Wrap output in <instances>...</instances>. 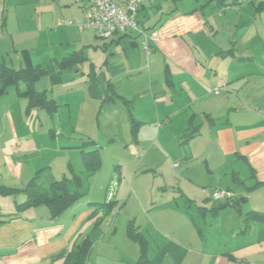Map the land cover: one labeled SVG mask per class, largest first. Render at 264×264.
Returning <instances> with one entry per match:
<instances>
[{
	"label": "crops",
	"instance_id": "crops-1",
	"mask_svg": "<svg viewBox=\"0 0 264 264\" xmlns=\"http://www.w3.org/2000/svg\"><path fill=\"white\" fill-rule=\"evenodd\" d=\"M222 6L231 10L221 14ZM66 18L84 21L79 0H0V65L49 70L35 89L57 106L30 108L24 84L0 96V264H64L84 239L92 243L86 264H264V221L253 217L264 215V0L146 2L137 20L146 34L159 33L148 57L146 38L134 31L105 40L92 29L58 25ZM48 41L63 56L44 63L35 54L47 57ZM44 78L50 88L39 90ZM76 108L86 116L97 108V121L104 115L101 135L121 151L114 160L133 165L138 159L143 166L128 195L106 188L102 210L87 179L100 174L105 143L79 127L83 121L73 130L78 142L67 133L37 149L77 154L80 171L61 158L55 173L60 158L35 159L29 155L36 150L23 149L33 135L28 118L37 115L43 129L42 115H72ZM92 151L101 161L95 172L84 162V152ZM176 163L171 174L162 173L160 194L172 188L174 204L152 205L142 219L135 210L123 220L114 216L121 200L140 197L137 182ZM74 175L83 178L86 193L59 216L45 204L20 208L36 176L45 185ZM4 187L13 190L4 194ZM218 188L239 192L234 202L240 201L241 219L225 213L224 203L208 205V190ZM222 213L227 223L218 222Z\"/></svg>",
	"mask_w": 264,
	"mask_h": 264
},
{
	"label": "rangeland",
	"instance_id": "rangeland-1",
	"mask_svg": "<svg viewBox=\"0 0 264 264\" xmlns=\"http://www.w3.org/2000/svg\"><path fill=\"white\" fill-rule=\"evenodd\" d=\"M257 3L260 2V0H253ZM14 5V4H13ZM13 5H11V9L13 7ZM24 6H22L23 8ZM22 8L18 7V11L19 14H21L22 12ZM231 10L228 9V11ZM12 13V10L10 11ZM36 14V13H35ZM67 20H76L74 18L69 19L66 18ZM80 23V22H78ZM69 26H75V28L77 27V24L74 25H69ZM150 32V31H149ZM137 33V32H135ZM151 33V32H150ZM138 34V33H137ZM142 36V35H140ZM43 40L46 42L47 38L46 36L43 37ZM108 40V39H105ZM51 47L52 44L51 42H47L46 44V48H48L49 53H45L47 55L42 57L40 54H35L37 57H39V59H42V61L44 63L47 62V60H49L50 58H52L53 56H56L61 59L63 54L58 53L55 49L52 48V50L54 52H51ZM41 51V50H40ZM68 54V53H67ZM61 55V56H60ZM66 55V54H65ZM54 58V57H53ZM45 84H47V87L50 88V81L48 78H44L39 84H38V89L41 90L43 89L45 86ZM15 87L12 86L10 87V90H14ZM221 90V88H219ZM222 92V90H221ZM64 111L60 112L57 115H53L49 116L47 113H42V114H47V115H42V118L44 120V125H43V129H42V125L40 124V122L38 121L37 115L32 119V118H28L27 123H29L28 128L32 129V140L28 143H25L23 146V149L26 148H30L32 149V151H37L34 152L32 154H30L29 156L33 155L35 157V159H39L41 156L44 157H48V158H60L59 160H57V164L55 167V173L58 171H61V168L59 166V161L61 160V158H65L66 161H71L72 166L77 170L80 171V168H82V161L78 160L77 161V154L75 155L74 153L71 154H65V155H59V154H54L52 152H44V150L40 149L37 150L40 147H43L42 145H48L51 144L52 141L57 142L59 140V138H63V137H68L67 133H71V140L70 142L74 143V142H78V139H76L77 134H73V130L74 129H78V119L80 121H83L82 124H79V127H84L83 129H85L87 132L92 131L93 133H95L96 137H100V141L104 142L105 145L101 151V157H102V170L100 172L99 175H97L96 177H91L87 179V182L90 183V187L92 188V195L95 197L94 201L98 202V203H104L105 201V191L106 188H109L112 192H114L115 194H118V191H127V195L129 193L132 192V176L137 172H139L140 174H142V168L143 166L141 165V161L139 162L138 159L136 160V162L133 165L130 164H121L123 162H117L116 160H114L113 158L115 157V155L119 152H121L120 150L116 149V147H111V149L109 148L110 145L108 144V140H106L102 135H101V130H100V122L103 121L104 119V115H102V118L100 117L99 120L98 119V109H94L92 111H90V113H87L88 115L86 116V113L84 111V113H82L79 108H76V112H73L72 115L71 112L66 111V114H63ZM81 114H83V116H80ZM33 120V122H31ZM31 124V125H30ZM52 125H55V130L53 135L50 133L51 131V127H53ZM80 129V128H79ZM78 129V130H79ZM102 131H104V123L102 124L101 127ZM26 133H28V129H25ZM52 140V141H50ZM116 143H118V141H116ZM111 144V143H110ZM114 148V149H112ZM147 150V148H145ZM74 151V150H73ZM31 153V152H30ZM32 157V156H31ZM70 159V160H69ZM121 159V158H118ZM116 163H120V169L122 170V176L119 175V173L117 172V170H115V165ZM164 166H158L157 171L152 173L150 172L147 180H141L139 182H137V189H134V191H138L140 197L136 198V199H129L128 202L124 201H120V203H118L117 205V209L116 212L114 213V216L120 217V220H123L126 217H129L131 215L132 211H136L139 215V219H142L143 217L145 218L148 213L146 212L149 207H151L152 205H169V204H174V197L172 194L174 191L172 188H169L167 190V192L163 195H160L166 186L165 182L162 181V173L165 176H168V174L172 173V169L173 167H178L179 163H176L174 166H168L166 164H163ZM142 182V185H141ZM105 185L104 189H102L101 187ZM108 186V187H107ZM122 186V187H121ZM120 189V190H119ZM237 190V189H236ZM238 191V190H237ZM212 190H208V194L210 195L209 201L207 202L208 205L210 207H217L221 204V202H217L214 199H212ZM234 192V191H233ZM236 193L239 195V192H234L235 196ZM177 195V193L175 192V196ZM109 198V195H108ZM127 198V197H126ZM110 199V198H109ZM125 204V205H124ZM126 206V207H123ZM145 208V211L143 212V210L141 208ZM225 213L232 212V215L237 218V219H241L242 215H240L238 213L239 209H236L234 207H227L225 209ZM228 210V211H227ZM225 213H222L224 215L219 216L218 218V222L220 224H224L227 223V220L229 219L228 215H225ZM120 220H117V224L119 225ZM125 222V221H124ZM203 224V222H202ZM121 225V223H120ZM205 229V226H203ZM223 228V226H222ZM120 232L118 233V235H121L122 231V225L120 226ZM205 233L207 235V231L205 230ZM112 234H110L111 236ZM226 238V237H225Z\"/></svg>",
	"mask_w": 264,
	"mask_h": 264
},
{
	"label": "trees",
	"instance_id": "trees-1",
	"mask_svg": "<svg viewBox=\"0 0 264 264\" xmlns=\"http://www.w3.org/2000/svg\"><path fill=\"white\" fill-rule=\"evenodd\" d=\"M50 73L49 70L35 69H15L7 65H0V96L4 94L11 85L24 84L21 91L22 95L29 99V107L45 108L49 111H54L57 106L55 101L47 93H39L35 89V83L45 74ZM57 77V74L53 75ZM191 137V136H190ZM84 162L87 170L95 172L100 166V157L97 151L84 152ZM75 178H63L62 180L50 179L45 185L38 182V176L33 178L29 183L26 192L27 199L20 205V208L28 206H37L45 204L52 210L53 216H59L70 206L78 202L86 193L84 190L83 178L79 175H74ZM237 181L238 178L235 177ZM13 189L2 188V193H8ZM224 204H230L224 203ZM109 204L106 212H110L113 207ZM106 203L99 204V209H105ZM260 221H264V215L261 213H253ZM135 236V234L133 235ZM92 243L88 239L81 240L73 245L64 264H86ZM144 255V253H143ZM142 263V260H141Z\"/></svg>",
	"mask_w": 264,
	"mask_h": 264
},
{
	"label": "built area",
	"instance_id": "built-area-1",
	"mask_svg": "<svg viewBox=\"0 0 264 264\" xmlns=\"http://www.w3.org/2000/svg\"><path fill=\"white\" fill-rule=\"evenodd\" d=\"M155 1L157 0H128L124 4L118 5L112 0H79L84 10V21L77 23L73 20L59 19L58 25L77 24L81 31L92 29L104 39H110L116 34L128 31L137 32L147 40L144 50L148 57L153 52L154 44L159 40V33L154 30L150 34H146L145 30L140 26L137 17L139 9L144 3ZM228 7L222 6L220 13H224ZM214 91L217 95L221 92L218 88ZM235 197L234 192L226 188H218L212 193V199L221 203L233 202Z\"/></svg>",
	"mask_w": 264,
	"mask_h": 264
},
{
	"label": "water",
	"instance_id": "water-1",
	"mask_svg": "<svg viewBox=\"0 0 264 264\" xmlns=\"http://www.w3.org/2000/svg\"><path fill=\"white\" fill-rule=\"evenodd\" d=\"M228 206L231 207H235L238 208V213L241 215L242 214V209H240V201H235V202H231L230 204H226L225 206H223V208H227Z\"/></svg>",
	"mask_w": 264,
	"mask_h": 264
},
{
	"label": "flooded vegetation",
	"instance_id": "flooded-vegetation-1",
	"mask_svg": "<svg viewBox=\"0 0 264 264\" xmlns=\"http://www.w3.org/2000/svg\"><path fill=\"white\" fill-rule=\"evenodd\" d=\"M234 202V201H233ZM231 203V202H230Z\"/></svg>",
	"mask_w": 264,
	"mask_h": 264
}]
</instances>
